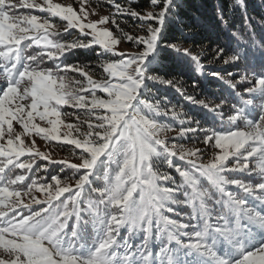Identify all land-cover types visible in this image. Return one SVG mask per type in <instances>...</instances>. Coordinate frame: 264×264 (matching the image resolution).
Wrapping results in <instances>:
<instances>
[{"label": "snow or ice", "instance_id": "1", "mask_svg": "<svg viewBox=\"0 0 264 264\" xmlns=\"http://www.w3.org/2000/svg\"><path fill=\"white\" fill-rule=\"evenodd\" d=\"M86 2L77 12L53 0H0V264H264V45L254 62L239 44L215 43L212 60L244 71L238 79L227 68L211 71L228 95L196 99L178 78L153 68L168 49L204 73L202 51L164 39L178 0H150L154 11L144 14L135 0H111L114 11L96 20ZM233 6L247 24L245 0ZM124 16L146 34L126 32L117 19ZM53 18L82 38H60ZM221 21L227 23L222 14ZM121 40L138 50L118 51ZM97 47L100 78L90 64L66 63L74 50ZM150 85L173 88L219 126L205 127ZM69 117L75 123H66ZM34 136L72 145L78 162L53 160ZM184 138L211 148V156L176 142ZM57 163L72 175L49 173ZM185 206L190 212L176 211Z\"/></svg>", "mask_w": 264, "mask_h": 264}, {"label": "trees", "instance_id": "2", "mask_svg": "<svg viewBox=\"0 0 264 264\" xmlns=\"http://www.w3.org/2000/svg\"><path fill=\"white\" fill-rule=\"evenodd\" d=\"M94 1L104 3V0ZM116 2L126 5L128 0H116ZM245 3L247 6L246 15L249 18L247 24L244 22L242 11L234 8L233 0H178L179 7L176 10L173 20L166 22L164 39L167 42L181 43L184 47L196 48L197 51H201L205 46H208L212 51L215 43L228 45L233 48L239 44L241 45L240 50L247 52L253 61L256 62L260 54L261 45H264V0H245ZM106 4L111 7V3L106 2ZM132 6L137 11H140L141 14H144L145 11L152 8L150 0H135ZM221 14L227 23L221 21ZM121 18H127L132 23L137 22V20L127 16ZM121 27L131 35H138L130 29L128 23H121ZM113 29L116 31L114 26ZM233 32L241 35L242 39L237 41L233 38L230 35ZM60 38L66 39L63 34H60ZM130 44L134 49L138 50L133 43ZM89 50L93 51V53L88 54L84 49H76L69 53L68 57L77 59V61L85 64H90L93 68L98 67L99 63L95 59L94 49L89 48ZM178 55L168 49L162 50L153 68L157 70L156 74H169L166 78H172L173 76L178 78L184 86L185 94L192 95L196 99L215 100L217 96L228 95L227 87L222 86L220 82L213 78L210 75L211 71L227 68L236 74L237 79L239 78V74L244 71L243 65L240 68L228 65L219 66L215 64V62H220L219 60L214 61L211 59V56L208 58L202 56L205 69L203 74H198L188 64L181 63L177 59ZM45 66H51V64L45 63ZM194 80L197 82V87L195 88L193 87ZM150 87V92L153 95L155 94L152 90L156 91V97H167L169 102L176 103L178 106L183 105L190 110L191 113L184 111L190 117L199 119L205 127H217L218 123L214 124L211 122V114L207 110L200 106L197 107L198 105L191 104L173 88L164 85H150ZM62 111L81 113L79 110L75 111L73 108H65ZM191 140L195 141L192 138ZM55 146L57 148H54V151L60 152L63 159L70 160V162L77 161L71 154H66L65 151L60 150L58 144H55ZM76 151L79 152V150ZM38 163L43 164L46 161ZM61 168H64V172H60ZM48 172L52 175L59 174L61 178L72 175V170L65 168L63 164H50ZM184 209L190 210L188 207Z\"/></svg>", "mask_w": 264, "mask_h": 264}, {"label": "rangeland", "instance_id": "3", "mask_svg": "<svg viewBox=\"0 0 264 264\" xmlns=\"http://www.w3.org/2000/svg\"><path fill=\"white\" fill-rule=\"evenodd\" d=\"M17 2H18V0H17ZM37 2H40V0H37ZM53 2L54 3H60V4H63V5H72L77 10V12H79L80 7H81V0H53ZM106 2L111 3V0H104V3L96 2L94 0H87V2L83 4V7L90 13L88 18L90 20H96V19H99L101 16L110 15L114 11V9L111 8L110 6H108L106 4ZM20 11L23 12V11H30V10L20 9ZM147 11H154V9L152 7V8H150ZM147 11H145V12H147ZM93 13H95V14H93ZM32 14L45 15V14L39 13L38 11L37 12L32 11ZM117 19H118V22L120 20H123V21H125L124 22L125 24L128 23L129 26H130V29H132L133 32H136V34H138V35H140V34L145 35L146 34L145 32L140 30V27H139L140 22L139 21H137L135 23H132L129 20H127V18H125V19L123 18L122 19L121 17H118ZM53 23L56 24L57 30L59 31V33L63 34L64 37L67 40H73V39L82 38V37H80L78 30H76V29H71V30H69V32H65L64 31L65 22L62 21L61 19L53 18ZM108 27L112 29L114 34L118 35L117 31H115L113 29V26L111 24H109ZM117 47H118V51L125 52V53H135L137 51L136 49L133 48V46L130 44V42H127V41H124V40H121V43ZM91 50L84 49V51L87 52L88 54L93 53V51H91ZM99 51H100V49L98 47L94 48V56H96L95 59L98 61V63L100 62L99 61L100 58L96 55V53L99 52ZM201 51L203 52V56L205 58H208V57L212 56V51L210 50V48H208V46L203 47ZM118 58L119 57H105V59H118ZM45 63H50L51 66H52L51 61H45ZM66 63H69V64L80 63L81 65L85 64V63H82L80 61H77V59H72L71 57L67 58ZM219 63L220 62H215V64H217L219 66L224 65L223 63H220V64ZM93 69L95 70V73L97 74L95 78H100L99 74L101 73L102 70L99 68V66L98 67H94ZM68 76L69 77H77V78H79L78 74L72 73V72H69ZM150 89H151V87H150ZM152 91H153V93L156 96V91L155 90H152ZM171 104H173V103H171ZM174 104L178 105L176 103H174ZM179 106H183V105H179ZM65 108H71V107L64 106L62 109H65ZM183 108H184V110L186 112L191 113L190 110H188L184 106H183ZM74 110L76 111V109H74ZM69 112H71V111H69ZM73 113H75L77 115H81L82 119L84 118L82 113H78V112H73ZM160 119L164 123L172 124L173 126H175L176 122L173 121L169 117H162ZM36 123L39 124L40 126H46L42 122H40L39 120H37ZM66 123H75L74 117L67 118L66 119ZM15 127L17 128V130H19V125H15ZM66 131H67V129L62 125L61 126V132H66ZM168 136H169V140L171 142V138L175 136V133H169ZM32 138L35 139L36 146H37L39 151H42V152H45V153L49 154L53 160H57V161L65 160L61 156L60 152L54 151V148H57L55 146V144H56L55 142L49 143V142L45 141L44 139H42V138H40L38 136H34ZM25 139H26V143L30 142L29 138L26 137ZM176 142L177 143H183L186 147H193L195 145L196 147H200L202 150H205V160H207L211 156L212 151H213L211 148H208L207 146L203 145L202 143H197L196 140L192 141L191 138H184L183 140H179L178 139ZM58 147H59L60 150L65 151L66 154H71L72 148H73L72 145H68V144H63L62 146L58 144ZM41 161H43V160H39L38 162H41ZM77 162L78 161H76V162L74 161V162H71V163H77ZM57 164H59V163H57ZM161 170L171 171V170L163 168V167H162ZM173 175H176V174L173 172ZM178 178L179 177H177V180H179ZM237 194L240 195L242 193H240L239 190H238ZM253 203H255V202H253ZM256 206L259 207L258 204ZM184 208H186V206L182 207V208H177L176 211L180 212V213H188V212H190V210H186ZM169 215H171L173 218H177L174 214H169ZM121 235L123 236V235H125V233L122 231ZM140 242H141V235L139 233H137L135 235V237H134V243L136 245H139ZM151 247L153 248L154 252H158L159 248H160V242L159 241L154 242L151 245Z\"/></svg>", "mask_w": 264, "mask_h": 264}]
</instances>
